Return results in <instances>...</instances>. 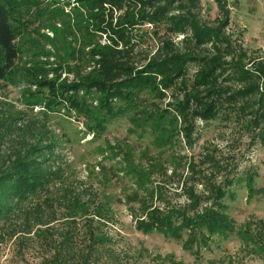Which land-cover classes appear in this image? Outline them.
Instances as JSON below:
<instances>
[{
    "label": "trees",
    "instance_id": "1",
    "mask_svg": "<svg viewBox=\"0 0 264 264\" xmlns=\"http://www.w3.org/2000/svg\"><path fill=\"white\" fill-rule=\"evenodd\" d=\"M214 2L218 16L207 22L202 0H0V84L21 91L25 87L21 96L41 114L36 122H21V113L0 115V229L7 227L9 238L19 241L34 234L52 248L43 264H99L109 242L99 227L113 217L103 203L89 212L82 195L60 183L65 171L56 165L58 143L48 126L52 116L83 119L94 138L102 137L110 118L126 112H134L135 119L159 113L147 103L177 89L180 94L173 95L165 114L173 120L172 133L167 134L174 131L194 143L197 121L208 125L218 119L234 121L253 132V139L264 140V63L232 40L227 0ZM36 24V33L53 30L55 36L45 37L49 42L37 45L34 53L26 44L35 45L34 35L23 41ZM147 26L156 44L152 51L143 48ZM60 37L71 41L67 51L55 47ZM191 68L196 69L193 76ZM159 140L169 141L168 136ZM204 152L198 165L217 173L196 178L192 158L186 176L173 171L171 177L179 175L178 196L184 202L173 203L156 185L135 215L139 232L185 239V249L197 251H210L216 235L234 234L237 227L227 217L226 204L235 181L228 175L233 166ZM154 168L168 175L164 166ZM58 184L63 186L52 197L51 186ZM61 201L67 203L68 223L58 228ZM80 215L89 223L85 250L76 246ZM243 237L241 253L264 263V220L248 225ZM237 260L227 255L208 264ZM164 264L181 262L169 259Z\"/></svg>",
    "mask_w": 264,
    "mask_h": 264
},
{
    "label": "rangeland",
    "instance_id": "2",
    "mask_svg": "<svg viewBox=\"0 0 264 264\" xmlns=\"http://www.w3.org/2000/svg\"><path fill=\"white\" fill-rule=\"evenodd\" d=\"M227 3L231 10L228 33L232 40L237 46L241 45L250 58L264 63V0H227ZM202 4L203 18L207 22L214 21L218 16L217 4L214 0H202ZM68 11L70 8L66 9ZM36 27L37 24L23 41L26 42L31 38L30 35H34L31 40L35 45L26 43L27 48L31 47L34 53L37 45L49 42L45 37L54 39L55 36L53 30L36 33ZM58 28L62 26L58 24ZM143 30L148 31L144 50H155L156 44L149 35L152 28L147 26ZM69 42L60 37L55 47L67 51ZM50 45L46 44L45 47L51 50L53 46ZM195 71V68H191L190 76ZM69 77L72 79L73 76ZM23 90L27 89L24 87ZM23 90L0 84V115L19 116L21 113V122H36L41 117L39 108L29 107L26 99L21 96ZM174 94L180 93L174 89L167 92L166 98L153 99L147 103L152 106L151 111L157 110L159 113L150 112L151 116H147L148 113L135 119L134 112L135 116L126 112L110 118L105 124L106 131L102 137L94 138L83 119L73 117L65 120L61 114L49 120L48 126L58 143L55 149L56 165L60 164L65 171V177L60 183H65L75 194H81L84 203L90 204L87 207L89 212L100 203L112 212L111 221H103L99 227L100 232L109 238L99 264H164L169 259L181 264H208L211 260L227 255L237 257L236 264H264L257 256L247 257L241 253L243 230L252 222L264 220V140L253 139V132L248 133L235 126L234 121L218 119L208 125L197 121L194 143H189L185 135L174 134V131L173 134H167L172 133L173 120L165 114L170 112L167 110L173 102ZM119 108L116 107L114 113ZM162 136H168L169 141L160 142ZM204 151L215 155L217 160L219 155L228 168L233 166L228 175L235 181L228 190L230 195L226 198V204L227 217L237 227L234 234L228 238L216 235L210 251H197V248L185 249V239L176 240L157 232L149 235L139 232L135 215L140 213L141 200L150 199V192L156 185L162 186L167 198L173 203L184 202L185 199L178 196L179 175L171 177L173 171L177 170V174L183 173L186 176L190 173L187 164L192 158L198 172L196 178H202V173H217L208 166L198 165ZM153 166H164L168 175H165V170L156 172ZM62 186H51L48 194L55 197L57 189ZM202 189V186L198 187L199 191ZM66 206L67 203L62 201L57 204L60 219L55 226L58 228L68 223L65 218ZM76 220L79 225L76 246L85 250L89 247V240L84 232L89 223H86L87 217L83 215ZM8 230L7 227L0 229V264H43L44 259L50 255L52 248L47 247L34 234L28 240L19 241L16 238L10 239Z\"/></svg>",
    "mask_w": 264,
    "mask_h": 264
}]
</instances>
